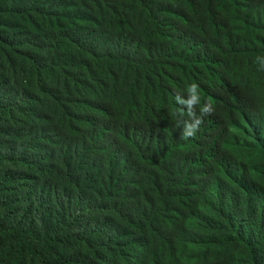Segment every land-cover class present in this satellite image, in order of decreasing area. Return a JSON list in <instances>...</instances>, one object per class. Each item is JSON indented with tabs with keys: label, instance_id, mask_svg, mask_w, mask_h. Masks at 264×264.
Masks as SVG:
<instances>
[{
	"label": "trees",
	"instance_id": "1",
	"mask_svg": "<svg viewBox=\"0 0 264 264\" xmlns=\"http://www.w3.org/2000/svg\"><path fill=\"white\" fill-rule=\"evenodd\" d=\"M261 58L264 0H0V264H264Z\"/></svg>",
	"mask_w": 264,
	"mask_h": 264
},
{
	"label": "clouds",
	"instance_id": "2",
	"mask_svg": "<svg viewBox=\"0 0 264 264\" xmlns=\"http://www.w3.org/2000/svg\"><path fill=\"white\" fill-rule=\"evenodd\" d=\"M260 64H261V69H264V58H261L260 60ZM189 92L192 94L191 95V99L187 102L185 101H180L179 97H177V99L179 100L180 103H187L189 106V109H191L193 103L197 102V96H196V85H190L189 86ZM212 111V108L209 105H205L202 109L201 112L202 114H210ZM193 115V113L191 111H189V116ZM201 121L199 119H196L193 123H188L187 121H185V127L183 129V135L185 137L188 136H193L195 135V132L197 130V126Z\"/></svg>",
	"mask_w": 264,
	"mask_h": 264
}]
</instances>
